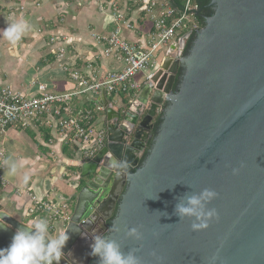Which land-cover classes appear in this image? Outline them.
I'll return each mask as SVG.
<instances>
[{"label":"water","instance_id":"1","mask_svg":"<svg viewBox=\"0 0 264 264\" xmlns=\"http://www.w3.org/2000/svg\"><path fill=\"white\" fill-rule=\"evenodd\" d=\"M210 6L214 12L205 24L169 46L152 82L130 103L126 137L109 136L92 160L77 161L79 192L60 264H85L92 251V242L85 241L95 234L117 240L125 252L139 249L142 264H209L214 255L215 264H264V0H211ZM193 31L197 36L182 59L185 73L175 92L179 56ZM172 52H178L175 59ZM97 102L108 120L118 119L119 107L104 89ZM160 112L143 164L118 174L112 161L137 165L144 148L138 134ZM206 188L218 193L207 207L219 219L193 231L192 219L180 220L175 206L185 193ZM0 216L8 226L0 228V249L9 247L19 228L33 225L1 204ZM93 227L100 228L95 233ZM133 227L143 233L142 241L127 237Z\"/></svg>","mask_w":264,"mask_h":264},{"label":"built area","instance_id":"2","mask_svg":"<svg viewBox=\"0 0 264 264\" xmlns=\"http://www.w3.org/2000/svg\"><path fill=\"white\" fill-rule=\"evenodd\" d=\"M86 2L95 4L112 21L113 28L109 32H94L92 38L103 46L102 56L114 62V68L106 71L101 78L92 80L79 69L61 63L62 69L76 83V87L67 92L51 91L44 83H37L36 94L14 91L9 86L0 87L1 133L13 126L23 129L46 127L56 131L61 142L77 155L74 159L81 162L92 160L104 144V128L97 124L106 110L97 102L101 90L104 89L113 105L135 101L142 88L152 82L160 68L158 64L163 63L166 50L181 34L179 30L192 31L200 27L198 24L192 28L185 25L198 10L191 0L185 1L182 10L173 8L168 0ZM135 9L144 14L145 24L132 17ZM124 31L134 33L137 39L129 40L123 35ZM49 42L57 44L55 53L58 60L70 59L63 37H50ZM79 60L84 61L91 72L97 71L94 58L81 55ZM3 157L4 153L0 152V185L6 186L9 181L5 176ZM23 192L17 189V194L22 195ZM43 194L29 193L30 204L25 214L36 222L46 218L49 230L55 232L57 229L59 234L63 233L72 217L69 210L71 198L62 195L50 198L48 192Z\"/></svg>","mask_w":264,"mask_h":264},{"label":"crops","instance_id":"3","mask_svg":"<svg viewBox=\"0 0 264 264\" xmlns=\"http://www.w3.org/2000/svg\"><path fill=\"white\" fill-rule=\"evenodd\" d=\"M132 17L140 24L146 23L144 14L136 9ZM15 20L27 21L31 30L15 45L0 34V87L9 86L14 91L36 94L37 83H44L51 91L67 92L73 90L76 83L62 69L61 63L79 69L92 80L101 78L116 66L102 56L103 46L92 38L94 32L104 34L113 28L111 19L95 4L86 0H0V32ZM123 35L129 40L137 39L131 32L124 31ZM53 36L63 37L70 59H57V44L49 42ZM81 55L95 59L96 72H91L86 63L79 60ZM66 148L57 132L46 127L23 129L13 126L0 132L3 160L10 156L22 159L25 167L21 176L24 171L30 173L27 185L22 183L20 176L5 175L9 184L0 185V204L7 213L23 220L32 192L39 196L48 192L50 198L69 197L73 210L79 190L76 177L80 171L70 175L69 169L76 167L77 161L68 157ZM17 189L24 191L22 195L17 194ZM27 222L36 223L31 217ZM98 229L93 227L91 231L96 233Z\"/></svg>","mask_w":264,"mask_h":264},{"label":"clouds","instance_id":"4","mask_svg":"<svg viewBox=\"0 0 264 264\" xmlns=\"http://www.w3.org/2000/svg\"><path fill=\"white\" fill-rule=\"evenodd\" d=\"M31 30V25L25 20H15L7 24L0 32L3 38L15 45L22 37ZM5 175L18 177L22 183L27 185L30 180V173L24 171L25 162L22 159L12 156L3 161ZM112 166L118 170V174H124L128 164L121 161H112ZM243 167V165H241ZM233 174H239V168L233 169ZM218 197V193L212 189H203L199 193H185L179 198L175 206L174 214L180 217L192 219L191 228L193 231L206 230L210 223L219 219V213L215 208L209 209L208 204ZM168 215V214H167ZM4 219L0 216V228H7ZM118 230V229H117ZM158 236V233H154ZM128 238L136 241L144 239L143 233L137 227L127 230ZM70 236L67 232L56 236L49 235V222L46 218L39 219L34 225L26 228H19L12 238L9 247L0 249V264H60L63 252ZM91 244V255L99 257V264H142L141 258L136 254L139 249H132L128 252L117 240L104 234H95ZM152 255L160 260L155 251ZM217 256L210 258L209 264H215Z\"/></svg>","mask_w":264,"mask_h":264},{"label":"flooded vegetation","instance_id":"5","mask_svg":"<svg viewBox=\"0 0 264 264\" xmlns=\"http://www.w3.org/2000/svg\"><path fill=\"white\" fill-rule=\"evenodd\" d=\"M214 9L213 7L210 6V12H213ZM207 13L204 14V16H206ZM188 31H185L183 33H181L178 37H180L181 35L187 33ZM196 32L193 31L189 37L186 39V42H185V46L184 48L182 49L181 53H180V59H181V64L179 65L178 67V70H177V73H176V77H175V82H174V91L177 92L179 89H180V85L182 83V80H183V76H184V73H185V65H184V62H182V59H185L187 58V56L189 55L190 53V50L193 46V43L196 39ZM177 37V38H178ZM176 38V39H177ZM168 52V49L166 50L165 52V55H164V58H166V54ZM178 52H175V53H171L172 55H169L171 58L172 56L174 57L173 59H175L176 55H177ZM130 103H126L125 102H122L120 104H115L116 107H119V111H118V114H119V117L118 119H107L106 117V110H105V113H104V117L103 119L100 121L101 123V126L104 128V131H105V140H104V143L107 141L108 137L109 136H116V137H121V134L123 133L122 130H130L131 129V125H129V119L131 117V114L130 113H127V109L129 107ZM161 112L160 113H156V115L154 116L153 120H152V126H145L144 128V132L140 134H138V141L140 144H142V146H144L143 148V152L142 154L140 155V158L138 160V163L136 166L134 167H130L128 165V169H131L133 171L137 170V168H139L143 162L145 161L146 159V155L149 151V149L151 148L153 142H154V139L158 133V130H159V127H160V124H161V121H159V118L161 116ZM140 133V132H139ZM136 132L135 130L133 131V134L131 136H129V141L126 145H129V143H131V141L135 138L136 136ZM123 137H126L125 133L122 134ZM118 139V138H117ZM81 184H83V182H81ZM124 192V189L122 191V193ZM121 193V194H122ZM118 203V202H117ZM116 209L117 207L115 208V211L113 212V217L116 215ZM106 223L108 225L111 226V220H107ZM100 228V227H99ZM102 229V228H101ZM105 235V234H104ZM87 242V245H90L91 242L93 243V239L91 237V239L89 241H85V243ZM86 256H84V260H85ZM94 256L90 255V257L88 256L87 257V261H85V264H92L93 263V260H94Z\"/></svg>","mask_w":264,"mask_h":264},{"label":"trees","instance_id":"6","mask_svg":"<svg viewBox=\"0 0 264 264\" xmlns=\"http://www.w3.org/2000/svg\"><path fill=\"white\" fill-rule=\"evenodd\" d=\"M178 9L182 10L185 5L186 0H174ZM193 4L198 6V14L196 15L195 11V19L197 21L198 26H203L205 24V16L204 14L207 13L206 16H210L213 12H210V2L211 0H191Z\"/></svg>","mask_w":264,"mask_h":264},{"label":"rangeland","instance_id":"7","mask_svg":"<svg viewBox=\"0 0 264 264\" xmlns=\"http://www.w3.org/2000/svg\"><path fill=\"white\" fill-rule=\"evenodd\" d=\"M196 24H197V21H196L195 17H190V18L188 19V21H186V23H185V25H187L188 28H192V27H193L194 25H196ZM185 31H186V29H184V28L181 29V30H179L180 33H183V32H185ZM173 40H174V39H173ZM173 40H172L170 43H172ZM110 99L112 100V98H110ZM113 100H115V99H113ZM126 103H127V102H125V104H126ZM97 124H98V126L101 125L100 122H98ZM66 149L69 151V154H68V157H69V158L74 159V158H75L74 156H77L75 153L72 154V152H71V150H70L69 147H67ZM79 171H80L79 168H76V167H74V168L71 167V169H69V173H70L71 176L77 174ZM78 192H79V190H77V193H78ZM75 203H76V202H75ZM74 209H75V206L73 207V210H74ZM69 210H70V213L73 211L71 206H70ZM23 214H24V216H25V218L23 219V221L27 222L29 216H27V215L25 214V212H23ZM49 235H50V236H56V235H59L58 230L56 229L55 232L49 230Z\"/></svg>","mask_w":264,"mask_h":264}]
</instances>
